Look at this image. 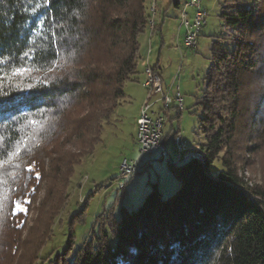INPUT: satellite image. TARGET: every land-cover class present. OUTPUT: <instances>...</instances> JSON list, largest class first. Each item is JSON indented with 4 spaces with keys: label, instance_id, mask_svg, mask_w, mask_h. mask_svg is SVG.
I'll return each mask as SVG.
<instances>
[{
    "label": "trees",
    "instance_id": "trees-1",
    "mask_svg": "<svg viewBox=\"0 0 264 264\" xmlns=\"http://www.w3.org/2000/svg\"><path fill=\"white\" fill-rule=\"evenodd\" d=\"M223 1L220 19L233 31L213 39L196 103L203 161L170 163L180 182L170 199L154 185L136 211L99 215L75 253L72 229L51 260L40 253L75 168L101 143L139 74L140 36L160 30L149 13L156 4L0 0V264H21L24 252L23 264H264V184L240 177V166L264 153V0ZM21 67L28 71L14 72ZM218 160L224 170L215 178ZM36 210L38 234L29 237Z\"/></svg>",
    "mask_w": 264,
    "mask_h": 264
},
{
    "label": "rangeland",
    "instance_id": "rangeland-1",
    "mask_svg": "<svg viewBox=\"0 0 264 264\" xmlns=\"http://www.w3.org/2000/svg\"><path fill=\"white\" fill-rule=\"evenodd\" d=\"M172 1L148 0L149 5L150 3L156 4V13H149L162 31L158 29V32L150 36L148 30L140 36L139 74L134 81L125 85L127 98L121 102L110 122L105 126L100 139L101 143L95 147L92 155L84 158L75 168L69 182L68 201L40 253L41 259L50 258L52 260L62 254L68 245L72 229L76 234L73 253L77 252L90 238L99 215L111 210L119 215L124 207L130 212L136 211L154 185L157 186L163 199H170L180 187V182L170 164V160L173 164H178L179 157L173 145L174 131L179 130L180 136L192 145L185 157L192 153H202V150H199L201 147L194 146V144L206 143L200 131L202 110L196 107V103L205 90L204 77L210 66L213 39L228 36L233 30L228 29L220 19L224 1L203 0L202 7L208 12L207 24L201 31L198 47L195 49L186 47V29L181 26V16L182 9L188 0H179L182 3L180 9L176 8ZM194 13V8L188 10L190 20L193 19ZM150 44L154 48L150 64L153 66L159 61L160 68L163 70L161 77L165 82L166 93L175 97L178 87L184 97L182 111L176 106H172L169 110L165 109L162 101L153 110L154 112L159 110L157 113H160L159 115L164 120L163 132L167 137L166 146L170 160L164 158L160 151L141 154L137 141L139 111L147 96L141 84L146 80L144 70ZM175 79L176 84L173 86ZM125 160L130 164L135 163L137 172L126 181L125 188L121 189L119 178ZM252 161L251 166L246 164L243 167L240 166V177L250 186H263L264 153ZM186 162L188 159L182 163L179 162V165ZM223 170L222 162L218 160L211 167L210 176L216 178ZM46 186V183L42 186V191L38 195V203L44 199ZM91 194L92 196L87 200ZM48 207H50V202L49 206L46 205L47 209ZM83 211V216L80 217ZM36 213L37 210L33 212L28 229H26L29 237H35L38 234L39 223L35 224V229L32 230L31 227L35 223ZM27 254L23 253L20 258L22 262ZM18 261H13L12 264Z\"/></svg>",
    "mask_w": 264,
    "mask_h": 264
},
{
    "label": "built area",
    "instance_id": "built-area-1",
    "mask_svg": "<svg viewBox=\"0 0 264 264\" xmlns=\"http://www.w3.org/2000/svg\"><path fill=\"white\" fill-rule=\"evenodd\" d=\"M203 0H188L182 9V26L186 29L185 45L187 47L196 48L198 45L199 36L202 28L207 24L208 13L202 7ZM190 8L195 9L193 19L190 20L188 10ZM155 5L153 4L151 10L155 11ZM154 20L150 21V27L153 28ZM143 87L148 90L149 96L144 104L139 119L137 120V141L141 149V154L152 153L154 151H160L164 158L170 160V155L167 150L166 142L164 141L163 125L164 120L159 116H155L153 112V102L150 101L152 95H162L161 101L164 103L165 109H170L172 106H176L180 111L184 109V97L180 92V88L177 89L175 97L166 93L164 88L163 79L158 72L152 71L151 68L146 70V80L143 82ZM173 145L178 153V163L185 159H195L203 161L204 150L202 153H192L189 156L185 155L190 151V143L179 135L173 138ZM170 163L172 161L170 160ZM137 172L136 164H130L128 161H124L121 168L120 176V188H125L126 181L131 178Z\"/></svg>",
    "mask_w": 264,
    "mask_h": 264
},
{
    "label": "crops",
    "instance_id": "crops-1",
    "mask_svg": "<svg viewBox=\"0 0 264 264\" xmlns=\"http://www.w3.org/2000/svg\"><path fill=\"white\" fill-rule=\"evenodd\" d=\"M181 26H182V23H181ZM183 27V26H182ZM182 27H181V29H182ZM154 53V48H152L151 47V44H150V47H149V51H148V55H147V58H146V66H145V70H144V74H145V78H146V70H147V68H151V69H153V68H155L156 66H158V68H157V71L160 73V75H162L163 74V70H161V68H160V64H159V61L155 64V65H151L150 63H151V58H152V54ZM161 55V54H160ZM164 80V79H163ZM165 82H163V84H164ZM143 84V83H142ZM174 84H176V79L174 80V82H173V86H174ZM143 86V85H142ZM165 86V85H164ZM144 88V87H143ZM145 89V88H144ZM165 89H166V87H165ZM177 89H178V87H177ZM145 92H146V94H147V96H146V99L143 101V103H142V105H141V108H140V111H139V117H140V114H141V110H142V108H143V106H144V104L146 103V101H147V98H148V96H149V93H148V90L147 89H145ZM126 98H127V92H126ZM161 99H162V95H152L151 97H150V101L151 102H153V104H154V106H153V110H154V108H156V106L158 105V104H161L162 102H161ZM159 111V110H158ZM158 111H153L155 114V116H159V114L160 113H157ZM139 117H138V119H139ZM136 135H137V129H136ZM165 135V134H164Z\"/></svg>",
    "mask_w": 264,
    "mask_h": 264
},
{
    "label": "snow or ice",
    "instance_id": "snow-or-ice-1",
    "mask_svg": "<svg viewBox=\"0 0 264 264\" xmlns=\"http://www.w3.org/2000/svg\"><path fill=\"white\" fill-rule=\"evenodd\" d=\"M28 71V69H26V68H23V67H21V68H17V69H14V72L15 73H17V74H23V73H25V72H27ZM15 153H13L12 155H14ZM11 158V156H9V159ZM2 163H7V161H3Z\"/></svg>",
    "mask_w": 264,
    "mask_h": 264
}]
</instances>
